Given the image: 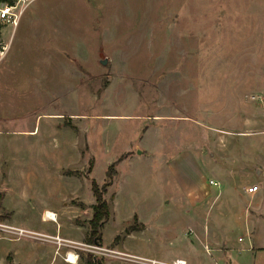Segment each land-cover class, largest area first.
<instances>
[{"label": "rangeland", "instance_id": "obj_1", "mask_svg": "<svg viewBox=\"0 0 264 264\" xmlns=\"http://www.w3.org/2000/svg\"><path fill=\"white\" fill-rule=\"evenodd\" d=\"M0 32V223L26 231L0 229L6 256L68 264L52 238L76 264H264V202L233 195L264 184V0H32ZM112 164L101 245L60 236L89 227Z\"/></svg>", "mask_w": 264, "mask_h": 264}, {"label": "crops", "instance_id": "obj_2", "mask_svg": "<svg viewBox=\"0 0 264 264\" xmlns=\"http://www.w3.org/2000/svg\"><path fill=\"white\" fill-rule=\"evenodd\" d=\"M6 41V40H5ZM9 45H10V41H9ZM264 133V132H263ZM138 149V148H137ZM133 150V146L131 147V149H129V150H126L124 153H129V151H132ZM136 151V150H135ZM186 153H188V154H186ZM137 155H140V151H136V156ZM191 156L192 158L193 157H196V155L194 154V153H191V151H188V150H184V149H181L180 151H179V155L178 156ZM135 156V154L134 153H131L130 152V154H128V157H131V159L132 158H135V159H138L137 157ZM142 156H144V155H142ZM142 156H140V157H142ZM127 157V158H128ZM126 159V158H125ZM231 171H229L228 173H230ZM234 173V172H233ZM246 176H248V178H253L254 176H252V174H250L249 173V175H246ZM213 180H215V181H217V182H219L220 183V185L219 186H217V185H213V184H210V186H212L213 188L214 187H217V188H220L221 186H222V182L221 181H219V180H217V179H215V178H212ZM211 180V179H210ZM209 183H210V181H209ZM243 183L244 182H241L240 184H236V188H234L233 189V195H234V198H236L237 200H238V198L239 199H243L244 200V197L245 196H247L248 197V205H247V207H246V209H245V213L247 214V215H249V212H248V210H247V208L251 205V206H253V204H254V202L255 201H258V200H260V201H262V202H264V184H263V182H259L258 181V183H259V186H260V190L258 191V194L257 195H251V194H249L248 192H247V188H245V187H243ZM229 186V185H228ZM220 192V191H219ZM222 196V194H221V192H220V194H219V196H218V198H217V200L215 201V205H216V207H217V205L219 204L220 206H222V205H229V202H231L230 200H228V199H226V200H222L221 197ZM96 201V198H95V200H94V202H90L91 204L93 203V205L96 203L95 202ZM5 207V206H4ZM81 207V206H80ZM81 208H83V207H81ZM92 209H93V207H92ZM47 210H49V209H46V211ZM45 211V212H46ZM52 211V210H51ZM53 212H55L54 210H53ZM57 212V211H56ZM55 212V213H56ZM57 215H58V212L56 213ZM45 217L46 218H48L47 216H46V214H45ZM79 217V216H78ZM263 217H264V215H263ZM90 218H91V216H88V220H90ZM9 221V226H12V227H15V228H24V227H22V226H19V225H16V224H14V223H12V221H11V218L10 219H8ZM142 220V219H141ZM143 221V220H142ZM75 222V225L78 227V228H80V230H82L84 233H83V235H81V236H77V237H74V236H71V235H63L62 234V232H61V230H60V236H62V237H64V238H68V239H70V240H77V241H79V240H81L84 236L86 237V236H88L89 235V230H90V226L89 227H84V226H80V225H78L77 224V219L74 221ZM89 222V221H88ZM26 229V228H25ZM58 230V229H57ZM140 231V230H139ZM35 232H37V233H41V234H45V235H48V236H51V237H54L56 234H57V232L56 233H50V232H41V231H35ZM135 233V231H133V232H131V233H129V234H127V235H131V234H134ZM202 233H204V235H205V237L207 238V237H209L210 239H211V241L210 240H208L212 245H213V247L216 249V251H218V252H220V253H223L222 251H224V249H225V245L228 243L227 242V240L225 239H223L224 237H223V234H219L218 232H217V230L216 229H212L211 228V226H206V228H205V231L204 232H202ZM201 233V234H202ZM12 239H15V238H12ZM46 239H48L47 241H49V242H52L54 245H55V254H57L58 256H62V258H63V260L66 262V263H68V264H76V263H71V262H68V260H66V258H67V254H70V253H74L75 251H73V249L72 248H70V247H60L59 248V250H57V242L55 241V240H53L52 238H46ZM239 241H241V239L239 240ZM0 242H1V240H0ZM206 243H205V245H207V247L209 246V247H211L210 245H208V242L207 241H205ZM119 244H116V249H118V250H120V251H122L120 248H118L117 246H118ZM206 247V246H205ZM3 247H1V244H0V264H10V261L8 260L9 259V257H11V259H12V261L15 263V264H17L16 262H18V260H17V256H10V254L8 255V256H6V252L4 251V249H2ZM62 248V250L60 251V249ZM63 249H64V251H63ZM210 249V248H209ZM249 249H258V250H262V251H264V245H261V246H257V247H255V245L253 244V248H252V244H251V246L249 247ZM264 253V252H263ZM65 255H66V257H65ZM176 259V258H175ZM174 259V260H175ZM177 259H181V260H185L186 261V264H192L193 262H190V260L189 259H187L186 257H177ZM173 260V261H174ZM172 261V262H173ZM163 262H166V261H163ZM172 262H166V263H168V264H172ZM256 262H257V258H256V261L254 262V264H256ZM19 264V263H18ZM149 264V263H148ZM235 264H241V262H235Z\"/></svg>", "mask_w": 264, "mask_h": 264}, {"label": "trees", "instance_id": "obj_3", "mask_svg": "<svg viewBox=\"0 0 264 264\" xmlns=\"http://www.w3.org/2000/svg\"><path fill=\"white\" fill-rule=\"evenodd\" d=\"M1 27L2 26L0 25V30ZM0 42H2L1 32ZM116 174L117 170L115 169V164H112L107 171V178L101 187L95 180H93L92 182V190L96 198V204L93 205V215L89 220L90 230L88 241H93L98 245H101V228L105 225V223L110 219L111 216L110 205L108 200L105 198V194L108 191V187L113 183ZM2 198L3 194L0 195V204ZM87 264H101V262L97 261L93 257H89V259H87Z\"/></svg>", "mask_w": 264, "mask_h": 264}, {"label": "built area", "instance_id": "obj_4", "mask_svg": "<svg viewBox=\"0 0 264 264\" xmlns=\"http://www.w3.org/2000/svg\"><path fill=\"white\" fill-rule=\"evenodd\" d=\"M32 0H0V25L1 26H12L14 28L18 27L20 21L26 11V9L30 6ZM9 47V43L0 42V62L5 58L7 50ZM210 184L219 186L220 183L211 179ZM260 186L255 184L247 188V192L251 195H255L258 193ZM6 224L0 223L1 230H8ZM15 228V227H13ZM18 234H24L26 232L24 229L16 228ZM241 239V238H240ZM60 240V239H59ZM68 258V257H67ZM158 262L155 260H151L150 264H157ZM161 263V262H160ZM168 264V263H161ZM172 264H186L185 260L177 259Z\"/></svg>", "mask_w": 264, "mask_h": 264}, {"label": "bare ground", "instance_id": "obj_5", "mask_svg": "<svg viewBox=\"0 0 264 264\" xmlns=\"http://www.w3.org/2000/svg\"><path fill=\"white\" fill-rule=\"evenodd\" d=\"M46 216L48 217V219L50 220H56L57 218V214L51 210H47L45 212ZM68 258H66V260H68L71 263H77V255L75 253H70L67 256Z\"/></svg>", "mask_w": 264, "mask_h": 264}, {"label": "water", "instance_id": "obj_6", "mask_svg": "<svg viewBox=\"0 0 264 264\" xmlns=\"http://www.w3.org/2000/svg\"><path fill=\"white\" fill-rule=\"evenodd\" d=\"M108 62V59L107 58H104V59H102V63L103 64H106ZM96 245H98L97 243H95Z\"/></svg>", "mask_w": 264, "mask_h": 264}]
</instances>
